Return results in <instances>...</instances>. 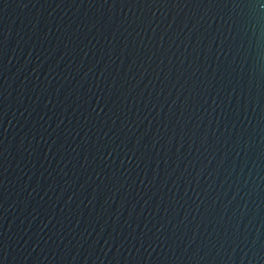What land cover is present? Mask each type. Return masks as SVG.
Instances as JSON below:
<instances>
[{
    "label": "water",
    "instance_id": "obj_1",
    "mask_svg": "<svg viewBox=\"0 0 264 264\" xmlns=\"http://www.w3.org/2000/svg\"><path fill=\"white\" fill-rule=\"evenodd\" d=\"M0 264H264V0H0Z\"/></svg>",
    "mask_w": 264,
    "mask_h": 264
}]
</instances>
